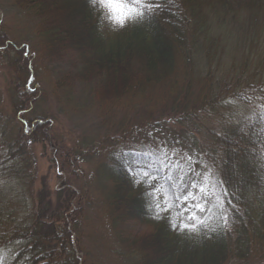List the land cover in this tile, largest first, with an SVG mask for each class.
<instances>
[{
    "label": "trees",
    "instance_id": "obj_1",
    "mask_svg": "<svg viewBox=\"0 0 264 264\" xmlns=\"http://www.w3.org/2000/svg\"><path fill=\"white\" fill-rule=\"evenodd\" d=\"M148 5L142 23L112 33L98 27L87 0H13L32 43L15 40L0 18V59L14 66L17 101L16 122L0 114V264H264V81L222 70L241 40L230 25L246 14V27L264 35V0ZM37 58L60 100L74 105L87 90L102 126H115L98 169L99 200L63 178L55 195L46 182L34 191L38 143L50 145L59 174H82L52 118L30 116L43 98L33 82ZM156 108L144 119L111 120L117 110ZM87 207H101L109 225L89 222Z\"/></svg>",
    "mask_w": 264,
    "mask_h": 264
},
{
    "label": "rangeland",
    "instance_id": "obj_2",
    "mask_svg": "<svg viewBox=\"0 0 264 264\" xmlns=\"http://www.w3.org/2000/svg\"><path fill=\"white\" fill-rule=\"evenodd\" d=\"M2 10V11H1ZM259 14V13H258ZM0 18H2L3 29L7 31L12 37L21 41L22 38H27L29 43L34 42L30 38L29 29L27 27V18L23 13H19L15 8H13V0H0ZM248 15H242V23H233L230 27L236 29L238 37L241 40L236 42H231L232 51L229 52L228 56L225 57V64L222 66V70H230L228 74L235 80H240L244 82V79L252 82V85H259L264 81V35L260 37L259 27H254L249 23V28L246 27L248 21H246ZM261 23L264 22V12L259 14V19ZM260 25L262 26V24ZM263 33V32H262ZM261 33V34H262ZM260 37V38H259ZM31 41H30V39ZM234 48L239 49L236 53ZM28 49V48H27ZM30 49V47H29ZM13 55L9 56L12 60ZM0 114L10 121L16 122V114L14 106H16L17 101H14L11 93L10 78L15 71L13 65H9L6 60L0 59ZM33 82L37 84V89L43 95V98L39 102L36 101L34 105V110L30 116H35L39 114L46 117L52 118L53 128L56 129V135L58 138H65L66 143L70 144V148L73 149L74 153L77 154L76 158L79 165V172H81V178L78 180L76 178H71L70 176L59 174L56 171L51 158L53 155V150L50 145L38 143L31 147V154L37 160V169L35 170L36 183L34 191L38 190L43 182L49 186L52 194L59 189L61 184V178L69 181L73 186H78V184L84 185V189L89 190L90 199H100V190L98 185V174L99 166L105 160L107 154V147L109 143L105 140L106 138L113 137L116 133L110 132V130L115 127L114 125H109L108 127L102 126V121L99 120L100 113L97 109L89 106L87 101V90L81 91L76 97V103L74 105H69L60 100L58 92L56 90V85L54 78L48 69L44 65L35 59V68L33 70ZM158 113L159 110L156 109H144L141 110H117L114 114L113 123L121 124L125 120L144 119L150 114ZM49 115V116H48ZM29 116V115H28ZM50 121V120H49ZM14 129L10 126L9 135L7 137H14ZM134 141L141 145L145 141L142 135L139 137L135 136ZM80 144V149H76ZM73 144V145H72ZM104 144V146H100ZM54 158V156H53ZM35 177V175H34ZM69 177V178H68ZM68 178V179H66ZM0 178V186L5 185ZM18 182L15 180L12 186L14 188L23 189V185H16ZM76 184V185H75ZM86 217L89 222L96 224L98 227H102L104 223L108 226L107 219L101 218L103 216V211L100 208H86ZM89 217V218H88ZM102 221L104 223H102ZM86 223V222H85ZM111 234V228L107 227ZM85 245L83 249L88 247V242L84 239Z\"/></svg>",
    "mask_w": 264,
    "mask_h": 264
},
{
    "label": "clouds",
    "instance_id": "obj_3",
    "mask_svg": "<svg viewBox=\"0 0 264 264\" xmlns=\"http://www.w3.org/2000/svg\"><path fill=\"white\" fill-rule=\"evenodd\" d=\"M98 27L118 33L142 23L149 11L148 0H87Z\"/></svg>",
    "mask_w": 264,
    "mask_h": 264
}]
</instances>
